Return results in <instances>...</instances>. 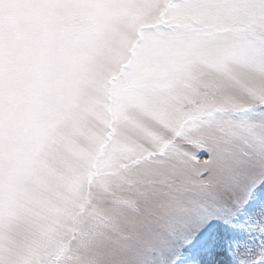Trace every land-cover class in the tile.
<instances>
[{"label":"snow or ice","instance_id":"obj_1","mask_svg":"<svg viewBox=\"0 0 264 264\" xmlns=\"http://www.w3.org/2000/svg\"><path fill=\"white\" fill-rule=\"evenodd\" d=\"M224 245L264 264V0H0V264Z\"/></svg>","mask_w":264,"mask_h":264},{"label":"rangeland","instance_id":"obj_2","mask_svg":"<svg viewBox=\"0 0 264 264\" xmlns=\"http://www.w3.org/2000/svg\"><path fill=\"white\" fill-rule=\"evenodd\" d=\"M230 235H232L230 233ZM239 239H248L244 233L235 234ZM241 250H243L241 248ZM234 249H230L227 245L215 249L210 259L213 261V264H238V257L234 254Z\"/></svg>","mask_w":264,"mask_h":264}]
</instances>
